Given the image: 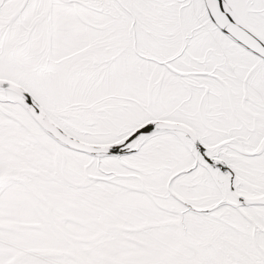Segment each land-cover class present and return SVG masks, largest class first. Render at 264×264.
I'll use <instances>...</instances> for the list:
<instances>
[{
	"label": "snow or ice",
	"instance_id": "obj_1",
	"mask_svg": "<svg viewBox=\"0 0 264 264\" xmlns=\"http://www.w3.org/2000/svg\"><path fill=\"white\" fill-rule=\"evenodd\" d=\"M0 264H264V0H0Z\"/></svg>",
	"mask_w": 264,
	"mask_h": 264
}]
</instances>
